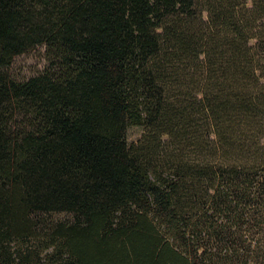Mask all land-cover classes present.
<instances>
[{
	"label": "trees",
	"instance_id": "1",
	"mask_svg": "<svg viewBox=\"0 0 264 264\" xmlns=\"http://www.w3.org/2000/svg\"><path fill=\"white\" fill-rule=\"evenodd\" d=\"M0 264H264V0H0Z\"/></svg>",
	"mask_w": 264,
	"mask_h": 264
},
{
	"label": "rangeland",
	"instance_id": "2",
	"mask_svg": "<svg viewBox=\"0 0 264 264\" xmlns=\"http://www.w3.org/2000/svg\"><path fill=\"white\" fill-rule=\"evenodd\" d=\"M47 55L43 45H36L25 52L15 55L6 69L8 76L15 81H26L39 74L47 66ZM135 129H131L129 135L133 137ZM53 217L57 219H68L67 213H57Z\"/></svg>",
	"mask_w": 264,
	"mask_h": 264
}]
</instances>
